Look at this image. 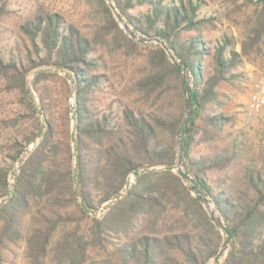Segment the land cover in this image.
<instances>
[{
    "label": "trees",
    "instance_id": "trees-1",
    "mask_svg": "<svg viewBox=\"0 0 264 264\" xmlns=\"http://www.w3.org/2000/svg\"><path fill=\"white\" fill-rule=\"evenodd\" d=\"M96 1L103 24L91 37L39 7L20 27L28 41L25 52L6 56L0 45V92L16 93L24 107L23 113L0 119V130L8 129L0 140L6 155L0 160V200L7 197L19 156L38 141L19 168L10 198L0 206V264L9 246L23 239L28 264H46L47 259L89 264L94 258L98 264H207L225 236L204 206L174 171L138 173L175 165L187 112L186 80L159 44L133 41L106 1ZM113 2L136 30L163 39L193 76L186 165L233 234L223 264H264V156L261 165L243 159V147L230 139L227 126L233 118L224 113L222 99L224 85L244 78L236 72L243 56L264 38V3L246 1L259 13L237 51L231 37L212 39L205 33L219 18L201 13L204 0ZM7 7L3 0L0 24ZM137 8L146 10L133 13ZM102 43L144 59L127 84L111 81L98 53ZM51 67L67 70L75 85L76 156L73 83L45 70ZM35 71L30 88L28 78ZM31 90L43 113L42 133ZM226 141L233 146L219 147ZM134 173L135 183L100 212ZM81 200L96 214L86 211ZM26 218L30 229L24 235Z\"/></svg>",
    "mask_w": 264,
    "mask_h": 264
},
{
    "label": "rangeland",
    "instance_id": "rangeland-1",
    "mask_svg": "<svg viewBox=\"0 0 264 264\" xmlns=\"http://www.w3.org/2000/svg\"><path fill=\"white\" fill-rule=\"evenodd\" d=\"M204 1L205 4L201 9V13L208 16L216 15L219 18L216 27L214 29H206L205 33L212 39H220L224 36H229L233 39L236 50L241 51L242 42L248 41L247 37L250 35L251 29L256 26V17L259 13V9L246 2L254 1ZM2 2L3 0H0V6ZM7 2L8 7L4 15V20L0 24V45L5 49L6 56H10V53L15 54L18 50L25 52V46L28 44V41L20 27L26 18L37 11L39 7H44L49 12L60 14L68 23L76 25L80 31L88 37H91L96 32L99 25L103 24V12L96 0H7ZM145 10L146 8H137L133 13H140ZM130 26L134 28L132 25ZM120 28L122 27L120 26ZM139 33V38L143 43L135 41L136 43L141 45L158 44L155 41L145 42L146 38L152 39L154 37L144 35L141 32ZM98 53L101 54L107 62L106 72L111 77V81H114L119 86L131 81V79L134 78V74L141 69L140 67L143 65L144 61V59L138 55L128 56L123 50H119L118 47L113 44L107 45L102 43L99 45ZM243 61V66L237 68L236 72H241L244 78L242 80H235L233 84H226L222 87V91L225 95L222 98L224 101L223 110L227 116L233 118L232 122L227 126V129L232 133L230 139L232 141L236 140L237 143L243 147V159L261 165L264 156V108L258 112L250 113L247 110V104L256 90L257 83L264 77V38L247 56H243ZM45 70L57 73L66 78L69 82H71L70 79L73 81L72 76L67 70L62 69L63 71H61L59 68L54 67ZM37 73L38 71L33 72L28 78L30 88ZM33 95L36 101L35 105L38 106L35 93H33ZM70 103L72 107H75V85L73 84ZM23 112L24 107L19 103L16 93L0 92V119L12 118L16 116V114ZM7 131L8 129L0 130V140L4 141L3 138L6 137ZM232 144L233 142L228 141L218 143L219 147H224L226 145L231 147L233 146ZM32 145H34V143ZM32 145L26 149L32 148ZM25 150L13 166L10 176V186L14 184L15 174L19 173L18 162H20ZM5 156V152L0 149V160H4L6 158ZM131 179L134 181V176ZM0 203H4V199L0 200ZM22 227L23 233L26 235L30 229L29 218L23 221ZM25 249L26 242L24 239L16 244L10 245L9 249L5 252V264H28L25 257ZM94 259V262L89 264H98L96 263V258ZM46 264H52L50 259H47Z\"/></svg>",
    "mask_w": 264,
    "mask_h": 264
},
{
    "label": "water",
    "instance_id": "water-1",
    "mask_svg": "<svg viewBox=\"0 0 264 264\" xmlns=\"http://www.w3.org/2000/svg\"><path fill=\"white\" fill-rule=\"evenodd\" d=\"M106 1L109 5L114 17H115L117 23L124 29V31L134 41H136L138 43H143V41L139 38L140 33L137 30H135L134 28H131V26L127 23L126 19L122 16L121 12L116 8L115 3L112 0H106ZM252 1L257 2V3H264V0H252ZM148 41L157 42L166 51L171 62L175 65V67L178 69L180 74L185 78L186 85H187L186 86L187 112H186V119L183 123L182 132L179 134V137H178V153H177V160H176L175 165L162 167L160 169L159 168H146V169L138 171V173L142 174L144 172L155 171V170H170V171H174L177 175H179L181 177V179L184 181V183L190 189L192 194L196 197V199L207 210L212 223L225 236V239L221 245L219 252L207 264H223V261L227 257L228 251L230 250L231 242L233 240V234H232L230 228L228 227V225L226 224L224 218L220 214V212L215 208L214 202L211 200L210 197L207 196V194L205 193L204 189L199 184V182L191 176V174L187 168V165H186V154H185L184 142H185V139H186L187 134L189 132V128H190L192 119L194 117V111L193 110H194V105H195L194 91H193V76H192L191 72L189 71V69L184 65V63L181 60L178 59L175 52L168 47V45L166 44V42L163 39H161L159 37H154L152 39L146 38L145 42H148ZM59 70L63 71L60 68H59ZM69 79H70V77H69ZM70 80H71V83H73L72 79H70ZM73 85H74V83H73ZM35 106H36V113H37L38 118H39L40 123H41V129H42L41 133H42L44 126H45L44 120H43V113H42L39 106H37V105H35ZM71 110H72V119H73V124H74L73 125V131H72V142H73V147H74V155L76 156L77 155V140L75 137V123L77 120L78 112H77L75 107H72ZM37 143H38V141L34 142V148L36 147ZM33 149L30 151H29V149H26L25 152L28 151V155H29L33 151ZM25 158L20 159V166L24 162ZM20 166H19V168H20ZM77 169H78V165L76 163V170ZM134 176L136 178L135 173H134ZM76 177H77V174H76ZM17 178H18V174H15L14 184L12 186L9 185L7 197H6V199H4V202L10 198L11 193H12L13 188H14V185L17 181ZM135 181H136V179H135ZM135 181H134V183H135ZM134 183H132V184L127 183L124 190L113 201H110L109 203L105 204L100 209V212L106 210L110 204H112L114 201L120 199ZM2 204H4V203H0V206ZM81 205L89 213L96 214L95 211L89 210L85 206V204L82 200H81ZM212 208H214V210Z\"/></svg>",
    "mask_w": 264,
    "mask_h": 264
},
{
    "label": "built area",
    "instance_id": "built-area-1",
    "mask_svg": "<svg viewBox=\"0 0 264 264\" xmlns=\"http://www.w3.org/2000/svg\"><path fill=\"white\" fill-rule=\"evenodd\" d=\"M264 108V77L256 85V90L253 93L250 101L247 104V110L250 113H255Z\"/></svg>",
    "mask_w": 264,
    "mask_h": 264
},
{
    "label": "bare ground",
    "instance_id": "bare-ground-1",
    "mask_svg": "<svg viewBox=\"0 0 264 264\" xmlns=\"http://www.w3.org/2000/svg\"><path fill=\"white\" fill-rule=\"evenodd\" d=\"M131 29V28H130ZM34 148V145H32V148H29V151L30 150H32ZM25 153H27L26 155H25ZM23 155H25L24 157H22V159H24L27 155H28V151H26ZM19 165H20V162H19ZM19 165H18V167H19ZM18 167H17V169H18ZM133 176H134V174H133ZM135 177V176H134ZM136 179V178H135ZM135 179H134V181H135ZM134 181H132V179H131V181H129L128 183L129 184H132V183H134ZM213 210H214V208H212Z\"/></svg>",
    "mask_w": 264,
    "mask_h": 264
}]
</instances>
